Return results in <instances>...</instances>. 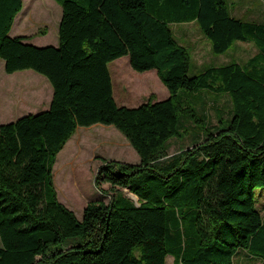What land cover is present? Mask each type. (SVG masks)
I'll return each instance as SVG.
<instances>
[{"label": "trees", "instance_id": "16d2710c", "mask_svg": "<svg viewBox=\"0 0 264 264\" xmlns=\"http://www.w3.org/2000/svg\"><path fill=\"white\" fill-rule=\"evenodd\" d=\"M58 47L9 37L22 0H0L4 72L33 71L52 88L49 109L0 126V264H234L239 250L264 264V26L232 17L227 0H53ZM264 2V0H261ZM194 23L212 54L252 43L245 65L189 76L190 55L172 25ZM155 71L168 98L117 105L108 65ZM226 95L230 117L210 130L200 95ZM198 128L193 148L168 157L181 120ZM112 126L139 158L108 164L96 185L110 201L88 203L82 219L57 198L53 167L77 128ZM128 189L138 206L125 197Z\"/></svg>", "mask_w": 264, "mask_h": 264}, {"label": "rangeland", "instance_id": "374dc122", "mask_svg": "<svg viewBox=\"0 0 264 264\" xmlns=\"http://www.w3.org/2000/svg\"><path fill=\"white\" fill-rule=\"evenodd\" d=\"M257 1L259 4L262 3L259 0ZM22 2L23 8L14 19L16 25L14 21L10 36H35L27 44L38 47H51L54 44V39H57V28L53 27L51 21H47L49 16L48 6L53 5L55 14L57 13L59 15V5L53 0H22ZM227 3L230 6L231 4L238 6L236 7L237 9L247 6L246 0H227ZM261 5L264 7V4ZM236 8L231 9V12L234 13L237 10ZM253 11L255 12L256 8ZM171 30L175 38L186 47L190 55L191 66L189 67V76L201 72L202 69L196 67L198 63H202L204 68L212 65L216 66L215 64H227L235 61L239 64H244L255 53L254 45L240 43L235 45L228 54L225 53L216 56L210 51L197 25L172 26ZM44 33L46 34L43 35ZM120 62L125 64L123 65ZM119 64H121L119 67L121 69L117 68V72L116 67ZM108 70L113 76L114 97L118 105H124L126 108H134V106H140L149 100L162 101L168 97V92L157 78L155 71H148L143 74L134 72L129 66L127 57L110 63ZM22 73L28 74L20 76L29 78L32 75L34 77L27 81L33 88L31 90H24L18 95L22 97V93L25 92L23 95L26 96L25 99L29 100L27 103L33 104V107L29 113H23L24 115H22L20 114V110H24V108L20 106L22 102H18L16 108L19 110L6 118L0 116V125L12 123L19 118L28 116L27 114L44 112V103H46L49 94H47V90L51 92V86L44 77L33 71H22ZM14 80V76L10 77L5 74L3 61L0 60V103L4 102L3 97L13 88L15 84ZM35 94L36 97H34ZM194 107L197 110V118L204 119L210 130L222 126L227 118L230 117L231 104L226 95L215 96L202 94L200 95V100L194 103ZM96 127L101 128H83L89 132L87 133L88 135H80L78 137L79 142L76 139L78 144H80V141L83 142V137L88 139L86 142L90 143L92 148H83L81 151L73 153V155L66 154L63 159L66 160L69 157L70 164H59L54 169L53 180H55L57 188L65 189V196L69 200L68 204L60 203L72 211L78 220L82 219L83 209L88 203L104 202L108 204L110 201V196L107 192L109 185L105 183H101L99 187L96 185V177H98L99 169L102 166L111 163L128 166L139 165L137 154L121 133L112 126L106 127L101 125ZM181 127V136L169 140L167 144L168 157L194 147L193 141L199 135L198 128L186 119L181 120ZM92 151H96L99 156L103 157L99 159L93 157L92 160L90 156ZM122 193L125 197L138 203L128 189L122 190ZM254 200L256 209L260 211L261 216L264 218V188H258L254 191ZM233 263L260 264V261L250 257L245 251L239 250L233 259ZM165 264H174L173 258L167 256Z\"/></svg>", "mask_w": 264, "mask_h": 264}, {"label": "crops", "instance_id": "0c3cea01", "mask_svg": "<svg viewBox=\"0 0 264 264\" xmlns=\"http://www.w3.org/2000/svg\"><path fill=\"white\" fill-rule=\"evenodd\" d=\"M246 1H247V3H246L247 6L240 7L238 9L236 8L238 6H234L233 4H231V6L229 5L230 12H231V9H234V8L237 9L236 11H234V13L231 12L232 17H234L235 19L240 20V21H242L244 23H250V24H254V25H258V26H264V20H263V17H264L263 16L264 15V7H263V5H261V4H264V2H262L261 0H259L260 2H262V3L259 4V2L257 0H246ZM49 6H48V8H49L48 9L49 16L47 18V21H51V23L53 24V27L57 28V35H56L57 36V39H54V44L51 47L56 48V47H58V27H59V23L61 21V8H60L59 15H57V13L55 14V8L53 7V5H49ZM254 8H256V11L255 12L253 11ZM256 14H257V16H255ZM189 24H194V23H189ZM189 24H178V25H172V26H180V25L182 26V25H189ZM15 25H16V21H15ZM13 26H14V23H13ZM13 26H12V28H13ZM12 28H11V30L9 32V37H11L10 34L12 32ZM45 34L46 33H44L43 35H45ZM19 37L27 38L28 40L26 41V43H28V41H30V39L34 38L35 36L34 37L33 36H19ZM11 38H16V37L13 36ZM176 40L179 42L178 39H176ZM205 41H206V43L209 46V49L211 51V47H210L208 41L206 39H205ZM179 43L181 44V42H179ZM237 44H240V43H237ZM237 44H235V45H237ZM250 44L253 46L252 43H250ZM35 47H38V46H35ZM42 47H45V46H39V48H42ZM256 54H257V48L255 47V53L251 57H249L247 59V61L249 59H251L253 56H255ZM247 61L244 64H240V65H245L247 63ZM120 63L123 64V65L125 64V63H122V62H120ZM236 63L239 64L238 62H236ZM121 64L117 65L116 69L119 68L121 66ZM215 65L216 66H213L212 65V66H208V67H220V66H223V65H226V64H215ZM190 66H191V63H190ZM196 67H199L202 70L205 69L204 68V65L202 63H198V65ZM208 67H206V68H208ZM119 69H121V68H119ZM117 72H118V69H117ZM26 74H28V73L16 72V73H14L12 75H9L10 77H13V76L15 77V80H14L15 81V84L13 85V88L9 90L8 94L3 97L4 98V102L0 103V116H3L4 118H6V117L14 114V112L18 111L19 109L16 108L18 106V102L19 103L22 102V104L20 106L22 108H24V110H20V114L24 115L23 113H29L30 112L31 108L33 107V104L27 103L29 100L28 99H25L26 96L23 95L25 92L22 93V97H19V95H18L20 92H22L24 90H31L33 88L32 86H30L27 83L28 79L34 78L32 75L29 78L26 77V76H20V75H26ZM110 77H111L112 88H113V98L115 100V97H114L113 76H112L111 73H110ZM47 94H48L47 101H46V103H44L45 104V107L43 108L44 111H47L49 109V106H50V103H51V99H52V94L53 93H52V91L50 92V91L47 90ZM34 97H36V94L34 95ZM115 102H116V100H115ZM118 106L125 107L124 105H118ZM136 107H138V106H134V108H136ZM25 110H26V112H25ZM4 114H7V115H4ZM27 115H29V114H27ZM94 126H91L89 128H93V129L101 128V127H96V126H101V125H94ZM85 129H83V128H77L75 134L71 137V139L66 143V145L61 150V152H59V154L57 155V158H56V161H55V164H54V167H53V179H54V169L56 168V166H58L59 164H63V163L70 164L69 157L66 160L63 159L66 154H72L73 155V153L79 152L83 148H92V145L90 143H87L86 142V140H88V139H85L84 137H83V142L80 141V144H78V142H79L78 137L80 135H82V134L89 133ZM76 139H77L78 142H76ZM90 156H91V159L92 160H93V157L95 159L96 158L99 159L100 157H103V156H99L98 153H96V151H92L90 153ZM116 161L119 162L117 159H116ZM53 183H54V188H55L56 193H57L58 201L68 204L69 200L65 196V189L62 190L60 187L57 188L56 183H55V180H53Z\"/></svg>", "mask_w": 264, "mask_h": 264}, {"label": "water", "instance_id": "95a60500", "mask_svg": "<svg viewBox=\"0 0 264 264\" xmlns=\"http://www.w3.org/2000/svg\"><path fill=\"white\" fill-rule=\"evenodd\" d=\"M129 199V198H128ZM134 199L136 200V201H138V199L134 196ZM129 200H131V199H129ZM131 201H133L135 204H136V206H138V203H136L134 200H131Z\"/></svg>", "mask_w": 264, "mask_h": 264}]
</instances>
